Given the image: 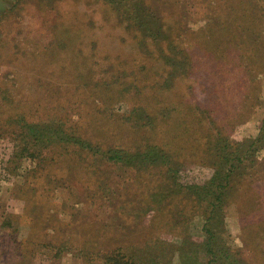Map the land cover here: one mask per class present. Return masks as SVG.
Segmentation results:
<instances>
[{"label": "rangeland", "instance_id": "rangeland-1", "mask_svg": "<svg viewBox=\"0 0 264 264\" xmlns=\"http://www.w3.org/2000/svg\"><path fill=\"white\" fill-rule=\"evenodd\" d=\"M263 131L264 0H0V264H181L209 212L178 184L227 158L220 240L264 264Z\"/></svg>", "mask_w": 264, "mask_h": 264}, {"label": "trees", "instance_id": "trees-1", "mask_svg": "<svg viewBox=\"0 0 264 264\" xmlns=\"http://www.w3.org/2000/svg\"><path fill=\"white\" fill-rule=\"evenodd\" d=\"M140 1H144V0H140ZM127 11H129V9H127ZM124 12H126V8ZM129 18L133 26L138 29H140L145 24L141 22L140 20L141 18L139 17L138 12H134V14H130ZM155 29H157V32H160V27L158 25L155 26ZM208 35L209 34H207L206 39ZM210 38L211 40L214 39L215 34H212ZM209 39L206 40L207 45ZM222 39L224 41H222L221 43H226L225 50L226 51L232 50L235 41L233 40V33L230 32V34H228L226 37ZM262 134H264V131ZM240 160H241L240 158H237L236 162L238 163ZM155 161L158 160L155 159ZM237 163L231 162V160L227 158L228 167L226 168V170L218 171L219 170L218 169L214 171L213 176L202 185H186L182 183L178 184L179 189L186 192L187 191L195 192V195L197 196L198 199H200L201 201H206L208 203V204L206 203V205H207V210L209 212L206 218V222L204 224V231L205 234L207 235L206 236L207 239L203 241V244H199L195 247L191 243L192 245H190L184 257H183V252L181 251V255H182V256L180 255L181 264H198L199 247L201 248L203 253L205 252L209 257H211V260L208 264H217L216 261L218 258L220 259L221 256H224V258L222 259L223 264H241L238 259L231 260L230 256L226 254V248L224 243L220 240V233L222 232L221 230L224 226L223 214L221 215L220 213L222 211L221 210L222 207L220 205H224V209H225L227 201H229L228 202L229 204L231 198H235V199L241 198L240 196L233 194L234 188L233 190L231 189L227 190V187H229L231 183V179H233L232 176L234 174L235 169H237L241 165L238 163L239 165L236 166ZM240 220H241V224L243 223V227L246 228V231L244 229L245 231L244 235L247 237L246 238L247 241H249L252 245H254V247H262V245L264 244V221L260 220L258 224H251L250 225L251 227L249 228L248 224L244 223L245 221L244 217H240ZM128 229L129 227L125 226L123 228V231L126 233ZM131 231H128V233ZM132 232L134 233V231ZM140 232L141 231H139V233ZM185 242L187 241H184V244ZM122 243L123 242L120 243V247L115 248V251L114 249L106 251L105 248H107V246L105 245V243H103V245L101 246L103 247L101 248L102 250L97 252V256H98L97 261H99L98 264H140L139 260L136 259V257L139 255V251L136 250V247L131 245L130 243L125 245L124 243L123 244ZM131 243L134 244L135 242H131ZM140 243L141 242H139V244ZM159 264H164V263L160 262Z\"/></svg>", "mask_w": 264, "mask_h": 264}]
</instances>
